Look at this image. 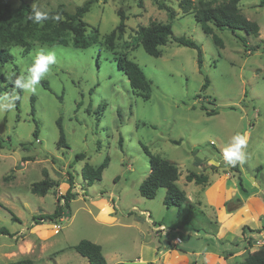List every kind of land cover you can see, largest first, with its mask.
<instances>
[{"label": "rangeland", "instance_id": "obj_1", "mask_svg": "<svg viewBox=\"0 0 264 264\" xmlns=\"http://www.w3.org/2000/svg\"><path fill=\"white\" fill-rule=\"evenodd\" d=\"M24 1L44 11L63 5L73 13L87 0ZM260 1L242 0L239 5L242 14L260 26L258 36H245L246 45L229 30L211 25L224 43L223 48L217 46L192 14H183L177 0H165L177 18L172 22L173 37L155 58L138 46L137 31L153 22L169 23L167 13L152 0H145L143 9L138 0H97L85 17L98 27L96 45L80 50L69 39L66 47L37 40L29 53L23 50L12 55L13 63L0 64L4 86L1 77L9 84L28 75L37 50L54 51L57 56L34 94L19 95L8 88L3 95L15 107L0 111V264L23 260L88 264L74 249L82 240L100 245L108 264H238L248 253L264 249V231L249 232L264 225V7H258ZM9 2L18 6L21 0ZM119 11L128 18L126 34L109 49L106 39L120 22ZM176 37L199 45L203 72L197 50L179 46ZM13 47L18 46L11 45L10 50ZM125 55L151 82L149 100L134 93L117 68V59ZM206 77L210 86L202 91ZM215 109L217 114L207 115ZM59 119L67 142L62 148L57 146ZM237 133L247 134L248 147L244 162L232 167L224 162L223 151ZM144 147L178 166L177 184L188 205L166 206L164 188L155 199L140 196L139 187L150 172ZM78 155L85 158L77 161ZM106 157L109 165L102 179L87 185L82 168L98 167ZM44 170L56 186L39 196L31 187L44 179ZM190 173L206 175L209 181L188 182ZM70 188L76 194L70 213L57 223H39V216L52 214L58 198ZM243 226L249 228L245 234ZM226 257H233L232 261L224 262ZM145 259L155 262L140 261Z\"/></svg>", "mask_w": 264, "mask_h": 264}, {"label": "trees", "instance_id": "obj_2", "mask_svg": "<svg viewBox=\"0 0 264 264\" xmlns=\"http://www.w3.org/2000/svg\"><path fill=\"white\" fill-rule=\"evenodd\" d=\"M179 8L185 15H193L196 21L201 25L203 31L211 36L214 43L223 48L224 43L222 39L215 33L214 28L218 30H229L234 36L238 37L246 45V35L258 36L260 33V26L258 23L246 18L241 10L240 3L242 0H226L217 4L214 0H177ZM97 0H87L82 6L77 7L75 12L70 13L64 9L63 5L47 11L50 16H59V21L49 19L43 25L35 24L29 19L32 13L33 6L24 0H21L18 6H13L9 0H0V64L13 63L14 57L10 55V46H18L23 48L27 53L31 51L32 41H37L42 45L47 46H68L69 40L72 41L76 49L85 50L97 44L99 38L98 27L95 28L85 21L86 15L90 12L93 4ZM153 4L161 11H165L168 16L169 23L162 24L153 22L147 27L141 26L137 31L138 46H142L145 52L152 57L158 58L162 55V48L165 47L171 37H173L172 22L177 18V12L169 7L165 0H152ZM145 0H138V7L144 8ZM258 7H264V0H261ZM120 22L118 26L108 35L106 45L109 49H113L116 39L122 38L126 34L127 16L123 11L118 13ZM214 27H212V26ZM241 34V35H240ZM242 36V37H241ZM69 39V40H68ZM174 41L179 46L188 47L197 50V63L200 72H203V54L199 45L191 39L185 37H176ZM259 47L252 48V50ZM264 51V48H263ZM128 55V54H127ZM127 55L120 56L117 59V68L126 76L129 85L134 93L144 100L150 99L151 82L147 79L143 70L133 61L127 58ZM7 80L1 77L0 98L8 88H14L13 82L6 84ZM46 89L50 88L46 83H42ZM210 86V81L206 77L205 84L202 91H206ZM15 89V88H14ZM18 94H22V90L16 89ZM18 97V98H17ZM15 102L18 103L20 97L17 96ZM32 106L35 98L31 97ZM34 110V106H33ZM217 114V110L207 111L208 116ZM37 125V123L35 122ZM59 129V140L57 146L59 148L66 147V135L62 125L61 119L57 121ZM34 137L38 136V129L36 128ZM122 143V140H120ZM177 143V142H176ZM144 151L149 157L150 172L147 178L141 183L139 187V194L146 199H155L159 189L166 190V197L164 204L168 207H175L181 209L183 206L190 203L185 192L178 187L177 182L180 178L179 168L176 164L151 154L148 148L144 147ZM84 155H78L77 161L84 159ZM109 165V158L106 157L104 162L98 166L93 167L86 164L82 168V177L87 185L91 186L95 182L102 179L104 170ZM44 179L32 184L31 192L39 196H46L51 189L56 186V183L49 178L48 172L44 170ZM188 182H195L196 184H206L209 178L203 174L190 173L186 176ZM240 187L242 186L241 179ZM76 198L70 188L67 193L58 198L57 206L52 214H42L39 216V223L51 221L57 223L70 213L71 202ZM249 229L243 226V234L245 230ZM262 230L254 231L249 229L253 234L257 232L260 234ZM2 234L7 235V231L2 229ZM251 245V243H249ZM75 251L87 259L88 264H108L103 254V249L100 245L89 241L82 240L75 246ZM233 254H230L232 256ZM225 259H228L227 257ZM14 264H34L32 260L18 261ZM238 264H264V249H258L252 253H248L244 260Z\"/></svg>", "mask_w": 264, "mask_h": 264}, {"label": "clouds", "instance_id": "obj_3", "mask_svg": "<svg viewBox=\"0 0 264 264\" xmlns=\"http://www.w3.org/2000/svg\"><path fill=\"white\" fill-rule=\"evenodd\" d=\"M29 19L39 25L49 19L59 21V16H50L47 11L33 7ZM23 48L13 47L10 50V55H16L22 52ZM57 62V56L54 51H46L44 49L37 50L31 65L27 68L28 75L17 77L14 81V88L22 91L35 93L40 81L51 71L53 65ZM18 98V97H17ZM4 100H8L7 103ZM15 107L14 102L7 95L0 98V111L11 110ZM248 147V136L246 133H237L232 138L228 146L223 151V160L226 165L232 167L238 163H243L246 158V149Z\"/></svg>", "mask_w": 264, "mask_h": 264}, {"label": "crops", "instance_id": "obj_4", "mask_svg": "<svg viewBox=\"0 0 264 264\" xmlns=\"http://www.w3.org/2000/svg\"><path fill=\"white\" fill-rule=\"evenodd\" d=\"M242 225H244V224H242ZM262 233H263V232H262ZM142 255H144V253H143ZM235 255H237V254H234V256H235ZM234 256H233V257H234ZM233 257H231V258L228 259V260H230V262H231ZM220 259H222V258L220 257ZM154 260H155V259H152V260H146V259H145V260H140V261L143 262V263H145V262H149V261H150L149 263H151V261H154ZM154 262H155V261H154ZM224 262H225V258H224Z\"/></svg>", "mask_w": 264, "mask_h": 264}, {"label": "built area", "instance_id": "obj_5", "mask_svg": "<svg viewBox=\"0 0 264 264\" xmlns=\"http://www.w3.org/2000/svg\"><path fill=\"white\" fill-rule=\"evenodd\" d=\"M177 241H178V242H181V240H180V239H178Z\"/></svg>", "mask_w": 264, "mask_h": 264}]
</instances>
